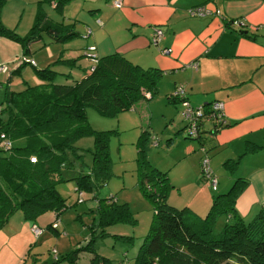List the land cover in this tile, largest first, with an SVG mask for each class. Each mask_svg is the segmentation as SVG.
<instances>
[{"label": "trees", "instance_id": "trees-1", "mask_svg": "<svg viewBox=\"0 0 264 264\" xmlns=\"http://www.w3.org/2000/svg\"><path fill=\"white\" fill-rule=\"evenodd\" d=\"M73 1L40 0L39 3L53 6L62 16L65 6ZM1 6L0 0V9ZM73 26L54 22L39 6L31 30L24 39H19L25 50L24 61L29 55V44L39 41L44 33L51 44L64 43L73 37H87L88 31L81 33ZM5 32L9 31L0 21V35ZM10 35L14 38V34ZM85 51V55L89 54L87 49ZM76 60L60 57L56 62L55 65L69 71L64 78L70 80L64 79L63 82H57L59 74L51 66L41 70L36 68L39 83H23L20 90L9 89L13 75L7 79L9 87L0 106V137L4 136L0 139V231L7 230L17 214L30 223V234L33 228L38 229L36 220L43 213L52 212L58 217L67 209L65 200L56 190L58 184L74 183L78 202H82V195L96 193L109 181L110 132L92 130L87 120V109L111 118L129 112L141 101H149L158 95V70H144L119 55L96 57L95 61L89 59L91 65L84 70L75 66ZM74 71L80 72L82 78L73 80L71 73ZM166 100L180 103L181 109L182 102H186L192 111L201 110L200 116L194 112L189 119L182 117L185 124L182 135L183 139L198 144L201 154L198 182L209 187L215 181V189L209 187L214 193L218 182L210 168L207 153L212 149L208 143L230 125L222 111L212 110L214 102L194 107L187 102L186 96L178 99L173 94ZM85 138L92 139V146L87 149L77 147V142ZM20 139L25 140L23 146L12 145ZM145 141L142 140V146ZM4 143H9V147H4ZM263 149L246 143L244 152L237 159L225 162L224 166L232 175L244 156ZM138 151L143 167L145 153L141 149ZM86 155H90L89 165L84 161ZM205 160L208 161L209 173L203 167ZM139 171L138 188L152 199L154 215L132 262L125 259L121 264H264V211L245 222L235 207L246 186L245 181L236 179L226 192L214 194L210 209L201 218L186 205L177 209L168 204L166 190L173 186L166 173H157L147 166ZM150 182H153L152 186ZM96 210L100 238L105 236L104 227L133 221L128 219L131 214L127 208L117 205L114 197L98 200ZM52 224L46 225L45 229L51 230ZM54 233L58 234L56 228ZM90 245L76 248L62 256L60 261L55 259V263L76 264L79 255L87 253L91 255L89 264H115L95 253Z\"/></svg>", "mask_w": 264, "mask_h": 264}, {"label": "crops", "instance_id": "crops-1", "mask_svg": "<svg viewBox=\"0 0 264 264\" xmlns=\"http://www.w3.org/2000/svg\"><path fill=\"white\" fill-rule=\"evenodd\" d=\"M115 1L119 8L113 5ZM202 5L210 8L208 15H189L190 9ZM62 17L74 30L78 25L82 31L90 30L83 39L84 51L93 48L99 59L119 55L144 70H158L161 102L182 87L194 107L221 103L230 126L208 143L214 155L209 157L211 171L216 177L225 175L220 193L236 179L246 182L235 205L245 222L264 211V149L244 156L232 175L224 166L244 152L246 143L264 148V0H75L65 6ZM234 20L243 25L233 28L230 22ZM155 27L163 33L158 46L151 42ZM73 50L68 48L61 58L77 59L79 70L88 68L89 58L84 59L85 67L79 66ZM167 103L182 118L180 103ZM181 120L178 136H183L185 127ZM196 158L199 167L201 154ZM197 178L184 205L203 218L214 193Z\"/></svg>", "mask_w": 264, "mask_h": 264}, {"label": "rangeland", "instance_id": "rangeland-1", "mask_svg": "<svg viewBox=\"0 0 264 264\" xmlns=\"http://www.w3.org/2000/svg\"><path fill=\"white\" fill-rule=\"evenodd\" d=\"M1 1L0 21L3 28L9 32L0 35V65L6 68L5 72L0 73V106L4 102V95L9 86V89L20 90L23 83L31 85L39 83L36 68L41 70L51 66L59 74L57 82L70 80L64 78L69 71L55 65L68 48L74 49L73 51L79 56L78 65L85 67L84 59L87 58L83 50L85 40L73 37L64 43L51 44L50 38L45 33L41 35L39 41L29 44V55L25 56V62V50L19 39H24L31 30L39 6L41 11L54 22L63 23L65 20L51 6L39 3L40 0ZM76 28L80 31L84 30L81 25ZM9 33L14 34V38ZM11 75L13 78L7 86V79ZM71 78L79 80L82 75L74 71L71 73ZM157 96L149 101H141L133 110L111 118L102 117L91 108L86 110L88 124L92 130L110 132L109 181L99 187L96 193L82 195V202H78L74 183L58 184L56 190L65 200L67 209L58 217L52 212L40 215L36 220L38 229L42 230L38 236L28 234L30 223L25 222L21 214L14 216L11 226H8L7 230L0 231V264H65L55 263V259L58 258L60 261L65 254L88 243L95 253L115 264H121L125 259L129 263L132 262L148 233L154 215L152 199L138 188V170L140 169L141 172L147 166L157 173H166L168 182L173 186L166 190L167 201L170 206L177 209L184 206V201L190 190H194L193 184L199 176L196 155L200 151L197 150V143L176 135L180 121L182 123L181 113L174 109L173 104H168L166 99L165 102L164 100L161 102L162 98ZM165 103L168 106L164 105ZM143 139H146L144 146L141 143ZM24 144L23 139L12 142L15 147ZM76 146L81 149L90 148L92 139H82ZM139 149L145 153L146 163L144 162L143 167H141L143 159L139 158ZM207 154L210 158L214 156L210 152ZM84 161L89 165L90 155H86ZM86 171L87 169H84V172ZM221 176L217 177L218 191L214 192L215 195L220 193L221 186L225 183L224 179L226 181L223 177L225 175ZM152 184L153 182L149 183L151 186ZM181 190L185 191L181 192ZM109 197H114L117 205L127 208L131 214L128 219L133 221L104 227L105 236L100 238L101 228L96 205L98 200ZM49 222L53 223L51 230L45 229ZM55 228L58 234L54 233ZM90 257L91 255L82 253L76 264H89Z\"/></svg>", "mask_w": 264, "mask_h": 264}, {"label": "built area", "instance_id": "built-area-1", "mask_svg": "<svg viewBox=\"0 0 264 264\" xmlns=\"http://www.w3.org/2000/svg\"><path fill=\"white\" fill-rule=\"evenodd\" d=\"M113 5L115 7H117V8L120 7V3L118 1H115L113 3ZM209 11H210L209 7L202 5V6L190 9L189 10V15L202 17V16H205V15H208ZM215 14L217 16H219L220 12L219 11H215ZM230 25L233 28H238V27H240L243 24L239 20H234V21L230 22ZM162 36H163L162 31L159 28L155 27L154 28L153 38H152V41H151L152 45L153 46H158V43L161 40ZM87 51H88L89 54L88 55L86 54V57L91 59L92 61H95L96 55L92 54L93 53V48H89V49H87ZM162 53L168 54L169 50H163ZM191 67L195 70L197 68V65L195 63H193L191 65ZM5 71H6V68L4 66H0V73L5 72ZM173 96L175 98H178V99H180L181 97H184L185 96L184 89L182 87L176 88L175 92L173 93ZM211 108L214 111H218V110L222 111L223 110V105L221 103H219V102H214L212 104ZM200 111H201L200 109H197L196 112L192 111V109L188 107V104L186 102H182V117L183 118L185 117V119H189L194 112H195L196 116H200ZM192 127L193 126H191V129L193 130ZM191 129H189V130H191ZM0 139H4V136L1 135ZM3 145H4V147H9V143H4ZM207 165H208V161L207 160L203 161V167L205 168V171L207 173H209ZM215 186H216V182L215 181H212V183L209 185V187H211L213 190L215 189ZM40 232L41 231L39 229H36V228H33V230H32V233L34 235H36V236H38L40 234Z\"/></svg>", "mask_w": 264, "mask_h": 264}]
</instances>
